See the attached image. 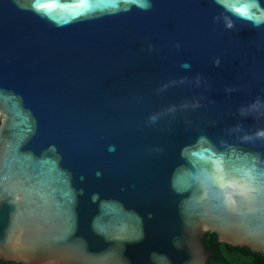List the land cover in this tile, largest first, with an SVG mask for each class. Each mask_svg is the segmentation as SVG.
I'll use <instances>...</instances> for the list:
<instances>
[{"label":"water","instance_id":"obj_1","mask_svg":"<svg viewBox=\"0 0 264 264\" xmlns=\"http://www.w3.org/2000/svg\"><path fill=\"white\" fill-rule=\"evenodd\" d=\"M0 260L264 256V0H0Z\"/></svg>","mask_w":264,"mask_h":264},{"label":"trees","instance_id":"obj_2","mask_svg":"<svg viewBox=\"0 0 264 264\" xmlns=\"http://www.w3.org/2000/svg\"><path fill=\"white\" fill-rule=\"evenodd\" d=\"M1 124V119H0ZM205 248L214 253L208 264H264V256L245 246H233L220 242L215 233L207 232L203 237ZM0 264H19L0 260Z\"/></svg>","mask_w":264,"mask_h":264}]
</instances>
